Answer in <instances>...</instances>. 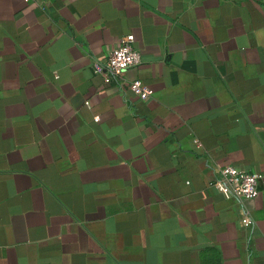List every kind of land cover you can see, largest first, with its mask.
I'll use <instances>...</instances> for the list:
<instances>
[{
    "label": "crops",
    "instance_id": "0c3cea01",
    "mask_svg": "<svg viewBox=\"0 0 264 264\" xmlns=\"http://www.w3.org/2000/svg\"><path fill=\"white\" fill-rule=\"evenodd\" d=\"M0 264H264V0H0Z\"/></svg>",
    "mask_w": 264,
    "mask_h": 264
},
{
    "label": "built area",
    "instance_id": "2783aa9c",
    "mask_svg": "<svg viewBox=\"0 0 264 264\" xmlns=\"http://www.w3.org/2000/svg\"><path fill=\"white\" fill-rule=\"evenodd\" d=\"M132 34L120 38L118 45L109 51L103 63L94 65V72L101 75L105 81L111 76L119 79L121 84H126L139 99H148L152 97L153 91L139 80L125 82L123 73L126 69L140 64L141 57L134 44ZM260 176L257 173L240 170L232 166H222L217 169V176L211 183V187L223 195L236 197L238 199H254L258 196V180ZM252 223L248 216L243 218V224L250 226Z\"/></svg>",
    "mask_w": 264,
    "mask_h": 264
}]
</instances>
